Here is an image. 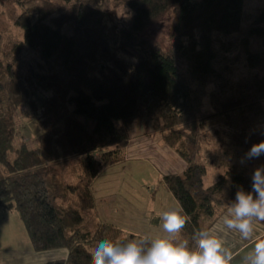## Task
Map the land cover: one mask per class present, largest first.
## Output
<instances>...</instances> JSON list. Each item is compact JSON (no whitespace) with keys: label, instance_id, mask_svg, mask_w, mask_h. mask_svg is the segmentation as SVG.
<instances>
[{"label":"trees","instance_id":"obj_1","mask_svg":"<svg viewBox=\"0 0 264 264\" xmlns=\"http://www.w3.org/2000/svg\"><path fill=\"white\" fill-rule=\"evenodd\" d=\"M5 1L19 35H5L0 62V212L17 214L35 252L67 251L46 264H94L97 241L128 240L99 219L94 181L145 120L185 163L161 181L194 247L191 235L251 190L253 171L234 164L205 187L200 155L209 128L241 154L264 140V8L242 28L245 0ZM121 7L131 14L119 18ZM165 17L162 47L146 33ZM236 47L244 74L228 67ZM25 119L36 125L28 138Z\"/></svg>","mask_w":264,"mask_h":264},{"label":"crops","instance_id":"obj_2","mask_svg":"<svg viewBox=\"0 0 264 264\" xmlns=\"http://www.w3.org/2000/svg\"><path fill=\"white\" fill-rule=\"evenodd\" d=\"M147 127L148 128L142 133L135 134L132 137H130V134L128 143L124 148V154L126 159L125 163L128 165L131 164L132 168L134 167L131 170H137L138 166L134 165V163L140 161H149L150 164L153 165V168H155V180L158 186L161 185L160 189L155 187L142 195L140 201L136 199L137 202L146 203V207L149 206L150 210H140L138 206L135 207L131 204L127 195L124 194V192H126L124 186L125 183H127L125 178L134 173L126 169V164H124L125 167L122 166L119 170L109 168L102 171L100 176L94 181L93 191L96 198L98 214L102 221L115 225L109 221L106 210H109L112 214H114V211L117 212L118 210L120 214L118 218L127 214L134 221L138 218L142 219L146 226L148 225L151 227L148 236L145 238H151L167 235L162 228L160 213L171 207H178L177 202L166 189L161 179L163 176L169 174H182L185 163L174 151L162 145L159 138L151 136V133L149 134L150 126ZM115 170L118 171L119 174H113L112 172ZM102 175H106V177L110 179L105 185H101L99 182ZM131 198L133 199V196ZM165 202H167V205ZM111 205H114L117 209H114V211L110 210ZM226 213L227 209L210 228L213 229L216 235L224 240L225 245L232 250L233 259L231 264H245L243 257L245 253L251 249L250 245L254 243L255 239L263 235L258 234L264 229V224L255 221L254 237L249 240H242L239 233L224 229L222 216ZM115 216L117 217V214H115ZM11 225L15 226V228L11 227ZM203 226L206 227V224H203ZM117 228L122 230L127 237V233H125L123 229L120 227ZM127 239L137 238L127 237ZM238 255H241L240 261L236 259ZM66 257L67 251L64 249L41 252L32 250L28 235L20 223L18 216L9 217L8 212L0 213V264H46L52 261L64 260Z\"/></svg>","mask_w":264,"mask_h":264},{"label":"clouds","instance_id":"obj_3","mask_svg":"<svg viewBox=\"0 0 264 264\" xmlns=\"http://www.w3.org/2000/svg\"><path fill=\"white\" fill-rule=\"evenodd\" d=\"M264 156V140L253 143L240 163ZM251 190L237 191L234 201L222 216L224 229L239 233L242 240L255 234V221H264V166L254 169ZM183 209L171 207L160 213L162 228L167 235L129 239L126 243L101 239L91 255L94 264H231L232 250L211 228L196 230L188 238L180 236L186 224ZM245 264H264V238H256L243 257Z\"/></svg>","mask_w":264,"mask_h":264},{"label":"rangeland","instance_id":"obj_4","mask_svg":"<svg viewBox=\"0 0 264 264\" xmlns=\"http://www.w3.org/2000/svg\"><path fill=\"white\" fill-rule=\"evenodd\" d=\"M103 6L105 8H110V0H104ZM6 8H7L6 1L0 0V21L2 23H4L7 27L5 30L3 29V28H5L4 26L2 28V30H4L5 33L0 32V47L2 48V52L0 53V62L1 61L4 62L3 61L4 60L3 53L9 47V45L6 44L5 35H9L11 39L17 38V35H19V32L17 30H15L14 28H12L11 22L7 18ZM262 8H264V0H245L244 8H243V20H242L241 27L242 28L247 27V25H249L252 22L256 13L259 10H261ZM130 14H131V12L126 7H121L118 10L119 18L127 17ZM169 31H170V18L165 17L158 24H156L154 27L149 29L146 33V36L148 38L153 39L154 41L159 43L162 47H164L167 44V36H168ZM257 45L258 44H256V46ZM228 67L230 68V70L232 71V73L234 75L244 74L248 71V69L246 67V62H245V55H244V52H243L241 47H236L233 50V52L230 54L229 61H228ZM259 68L260 69H258V68L257 69L264 72V61H263V64L261 65V67H259ZM206 103H207V99H205V104ZM262 106L264 108V100L262 101ZM21 123L24 126L22 133H24L25 138H28V135L30 134V136H31V133L33 132L34 127H36V125L34 124V121L32 122L31 119L30 120L25 119L23 121L21 120ZM147 126H149L147 121L142 120L140 123H138V125L135 127V129L131 131L130 137H132L135 134L142 133L143 131L146 130V128H148ZM217 129L218 130L216 132H214V129L209 128L207 130V133L205 134V136H206L205 140L202 141L204 147H202V154L200 155V157L202 158L203 161H207V165H206L207 170H206V174L203 178V185L205 187L211 185L216 180L217 176L219 174L223 173L225 170H227L231 164L232 165L234 164L238 167H244V168H247V169L252 170V171H254V169L257 167L264 166V163L261 161L260 158L259 159H253V160H245V162L243 164H241L240 161L243 158L244 154L243 153L241 154L235 148H230L228 146V144H227L228 142L224 136L225 133L222 131L221 128H217ZM150 133H151V136L157 137L161 141L160 136L156 133H153L151 131V128L149 130V134ZM215 140H218V141L223 140V142H222V144H218L217 142H214ZM161 144L163 145L162 141H161ZM125 162H126V159H125V154H124L123 161L119 164H116V165L110 167V168H112V169L115 168V169L119 170L122 166H124V164H126L127 165L126 169L130 170L131 173L134 172L133 175L125 178L127 183H125V186H124L125 190H126V192H124V194L127 195L128 199H130V201H131V204H133L135 207L138 206L140 210L145 209L146 211H149L150 207L149 206L146 207V203L137 202L136 199L138 201H140V197H142V195H144L149 190H151L155 187L157 189H160L161 185L158 186L157 181L155 180L156 179V174L154 171L155 168H153V165L150 164L149 161H140V162L134 163V165L138 166V169L137 170H131L134 167L132 168L131 164L128 165ZM107 169H109V168H107ZM107 169H104V170H107ZM112 173L113 174H119L118 171H116V170L113 171ZM100 178L101 179H99L100 180L99 182L101 183V185H105L110 180L108 177H106V175H102ZM132 196H133V199L131 198ZM134 197H135V199H134ZM135 202H137V203H135ZM98 204H99V202H98ZM165 204L167 205V202H165ZM96 209H97V207H96ZM114 209H117V207H115L114 205H111L110 210L114 211ZM5 212H8L9 217L10 216H17V214L13 210L5 211ZM97 212H98V210H97ZM0 213H3V212H0ZM113 213L114 214H112L109 210H106V215L108 216L109 221L114 223L117 227H120L121 229H123L124 232L127 233V237L139 239V238H145L148 236V233H149V230L151 227H149L148 225L146 226L142 219L138 218L136 221H134L127 214H125L121 218H118L120 216L118 210H117V212L114 211ZM115 214H117V217L115 216ZM98 217H99V214H98ZM99 219H100V217H99ZM102 222H104V221H102ZM20 223H21V221H20ZM110 225H112L116 229L120 230L115 225H113V224H110ZM121 225H124V226H121ZM22 226H23V224H22ZM11 227L15 228V226H12V225H11ZM120 231L122 234H124L122 232V230H120ZM260 234L264 235V229L258 235H260ZM139 235H141V236H139ZM262 236H260V237H262ZM253 244L250 245L251 248L253 247ZM236 259L238 261H240L241 255H238L236 257Z\"/></svg>","mask_w":264,"mask_h":264}]
</instances>
